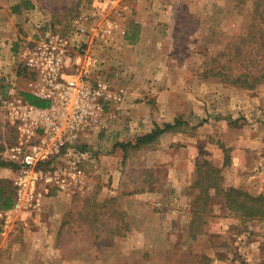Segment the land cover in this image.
Listing matches in <instances>:
<instances>
[{"label": "rangeland", "instance_id": "1", "mask_svg": "<svg viewBox=\"0 0 264 264\" xmlns=\"http://www.w3.org/2000/svg\"><path fill=\"white\" fill-rule=\"evenodd\" d=\"M40 2L60 30L94 10V0ZM172 2L170 36L199 109L181 115L177 130L145 146L135 145L146 134L128 136L137 127L111 121L114 116L82 134L78 145L89 152L88 181L71 197L58 251L24 247L18 223L9 237L1 236V264H264V221H245L218 199L191 227L202 203L195 188L197 164L206 159L223 170L225 187L264 194V86L247 90L204 77L210 56L247 29L253 7L237 0ZM22 76L26 83L23 69ZM257 139L261 143L252 153L249 145ZM240 150L249 151L242 160Z\"/></svg>", "mask_w": 264, "mask_h": 264}, {"label": "built area", "instance_id": "2", "mask_svg": "<svg viewBox=\"0 0 264 264\" xmlns=\"http://www.w3.org/2000/svg\"><path fill=\"white\" fill-rule=\"evenodd\" d=\"M96 1L95 15L75 17L66 30L50 27L24 45L20 57L27 79L22 92L49 105H33L22 94L0 104L17 130L10 159L19 166L14 204L0 214L3 238L39 214L54 191L73 196L85 187L89 152L78 145L81 135L94 131L110 107L126 99V89L115 84L120 70L106 72L98 51L127 32L113 15L122 0Z\"/></svg>", "mask_w": 264, "mask_h": 264}, {"label": "crops", "instance_id": "3", "mask_svg": "<svg viewBox=\"0 0 264 264\" xmlns=\"http://www.w3.org/2000/svg\"><path fill=\"white\" fill-rule=\"evenodd\" d=\"M172 1L131 0L128 6L122 2L113 15L127 32L116 34L110 47L98 50L107 63L106 72H121L115 84L125 88L127 96L107 119L114 116L111 121L123 119L128 127H137L128 136L151 133L157 125L173 124L181 115L199 109L196 96L188 88L185 64L174 50L177 43L170 36L175 10ZM97 5L100 6L94 0L93 7ZM88 14L95 12L92 9ZM51 20L52 15L43 10L40 0H0V104L7 95L23 93L21 52L40 32L58 26H52ZM257 141L249 145L253 146L252 153L261 143ZM16 142V127L0 111V180L14 182L17 176L18 163L10 159ZM243 152L249 151H239L241 160ZM71 197L54 191L45 198L43 210L27 225L20 222L24 227V247L33 251L40 248L50 254L58 251V237ZM164 233L160 231L159 235ZM4 246L0 235V254Z\"/></svg>", "mask_w": 264, "mask_h": 264}, {"label": "trees", "instance_id": "4", "mask_svg": "<svg viewBox=\"0 0 264 264\" xmlns=\"http://www.w3.org/2000/svg\"><path fill=\"white\" fill-rule=\"evenodd\" d=\"M237 2L243 6L251 3L253 7L247 29L229 41L221 52L210 56V67L206 69L204 77L206 80L212 79L227 86L255 90L264 86V0ZM22 95L33 105H49L48 101L28 92ZM181 121L182 119L178 118L173 124L156 127L151 133L138 137L135 146H145L157 141L162 134L177 130ZM223 178V170L213 166L209 160L197 164L195 188L199 189L198 201L202 203L194 214L192 229L195 222L203 218L202 214L209 211L210 204L218 199L226 210L245 221H264V194L253 195L235 187H225ZM14 200V182L0 180V210L10 209ZM118 214L124 215L119 211Z\"/></svg>", "mask_w": 264, "mask_h": 264}]
</instances>
